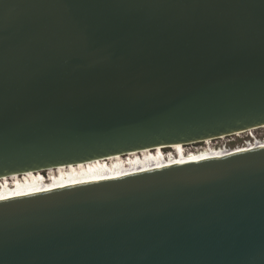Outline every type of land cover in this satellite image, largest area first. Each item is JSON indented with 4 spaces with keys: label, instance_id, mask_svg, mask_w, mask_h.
Here are the masks:
<instances>
[{
    "label": "water",
    "instance_id": "95a60500",
    "mask_svg": "<svg viewBox=\"0 0 264 264\" xmlns=\"http://www.w3.org/2000/svg\"><path fill=\"white\" fill-rule=\"evenodd\" d=\"M264 125V0H0V177ZM0 264H264V147L0 200Z\"/></svg>",
    "mask_w": 264,
    "mask_h": 264
},
{
    "label": "bare ground",
    "instance_id": "6f19581e",
    "mask_svg": "<svg viewBox=\"0 0 264 264\" xmlns=\"http://www.w3.org/2000/svg\"><path fill=\"white\" fill-rule=\"evenodd\" d=\"M256 128L258 127H254L253 129ZM238 132L232 134H238ZM218 137L222 138L224 136ZM212 140L213 138H206L189 143H203L196 150H204V155L194 152L185 153L186 148L184 146L186 144L176 143L167 146L172 149L169 152L163 150L165 146H156L87 162L58 165L39 171L10 174L0 177V200L49 191L79 183L131 175L178 163L198 161L225 153L264 147V142H257L252 145H241V147L236 146L229 149L220 147L216 149L212 146Z\"/></svg>",
    "mask_w": 264,
    "mask_h": 264
},
{
    "label": "rangeland",
    "instance_id": "374dc122",
    "mask_svg": "<svg viewBox=\"0 0 264 264\" xmlns=\"http://www.w3.org/2000/svg\"><path fill=\"white\" fill-rule=\"evenodd\" d=\"M242 131L238 132V134H232V135H223L224 137L212 140V145H226L227 147L234 148V147H241L242 143L247 140L248 136L245 134L246 132L241 133ZM254 134L256 135L257 139H260L261 142H264V126L258 127L254 130ZM200 145H203V143H195V144H186L184 147L185 153H192L194 151H197L196 149L199 148ZM163 150L165 152H169L172 149L168 147H163ZM200 149H198L199 151ZM204 151V150H201ZM204 153V152H203ZM204 155V154H202Z\"/></svg>",
    "mask_w": 264,
    "mask_h": 264
},
{
    "label": "built area",
    "instance_id": "2783aa9c",
    "mask_svg": "<svg viewBox=\"0 0 264 264\" xmlns=\"http://www.w3.org/2000/svg\"><path fill=\"white\" fill-rule=\"evenodd\" d=\"M254 130L255 129L251 128L249 130L244 131V132H246L245 134H247L248 138H247V140H245L242 143V145H252V144H255L257 142H261V140L260 139H257L256 135L254 134ZM230 135H232V134H230ZM213 139H217V137L216 138H213ZM212 146H213V148H216V149H218L220 147L227 148V149L230 148V147H227L225 144L224 145H217V146L212 145Z\"/></svg>",
    "mask_w": 264,
    "mask_h": 264
},
{
    "label": "flooded vegetation",
    "instance_id": "af4514ba",
    "mask_svg": "<svg viewBox=\"0 0 264 264\" xmlns=\"http://www.w3.org/2000/svg\"><path fill=\"white\" fill-rule=\"evenodd\" d=\"M203 152H204V151H201V150L196 151V152L194 151V153H200V154H204Z\"/></svg>",
    "mask_w": 264,
    "mask_h": 264
}]
</instances>
